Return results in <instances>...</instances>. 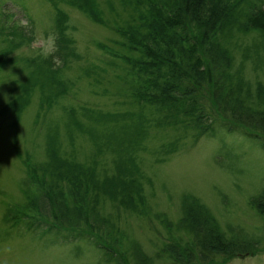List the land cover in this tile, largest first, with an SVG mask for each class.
Masks as SVG:
<instances>
[{"label":"rangeland","instance_id":"rangeland-1","mask_svg":"<svg viewBox=\"0 0 264 264\" xmlns=\"http://www.w3.org/2000/svg\"><path fill=\"white\" fill-rule=\"evenodd\" d=\"M135 4L134 0H0V213L5 206L24 202L19 184L25 175L16 150L21 154L27 150L33 161H42L46 141L53 139L60 152L86 160L93 143L74 122L93 137L108 135L109 142L119 137L113 133L114 121L122 118V112H132L131 134L122 135L126 142L121 146L148 177L143 181L147 205L136 216L114 206L112 217L125 239H133L139 251L151 257V264H164L154 253L168 236L154 215L164 213L173 224L185 212L181 200L192 196L198 207L206 209L202 213L210 214L221 232L238 244L229 256L215 254L203 263L264 264V221L250 199L264 188V148L238 131L219 129L194 136L190 128L176 124L160 129L144 125H152L153 116L131 100L123 83L128 77L119 69L125 67L112 54L111 44L124 16L146 11L144 4L139 9ZM239 35H235L239 45H233L239 49L233 50L234 77L239 81L242 75L251 87L256 81L264 83V36ZM105 147L115 151V146ZM106 149L99 160L104 152L111 156ZM40 228H28L23 220L9 225L0 218V264L107 263L90 241L62 240ZM178 233V245L190 242V234ZM246 240L251 243L242 245ZM124 247L113 246L123 263Z\"/></svg>","mask_w":264,"mask_h":264},{"label":"trees","instance_id":"trees-1","mask_svg":"<svg viewBox=\"0 0 264 264\" xmlns=\"http://www.w3.org/2000/svg\"><path fill=\"white\" fill-rule=\"evenodd\" d=\"M134 1L137 9L144 4L142 9L146 11L124 16L111 44L112 54H117L125 67L119 69L128 77L123 83L131 100L138 108H148L153 116L152 125H144L160 129L168 123L176 124L181 129L190 128L194 136L219 129L238 131L258 140L264 148V83L256 81L251 87L249 80L240 75L239 82L232 71L239 50L233 46L239 45L236 33L240 37L249 33L264 36V0L262 4L258 0ZM93 79L98 80L95 76ZM121 114L122 118L113 123V133L119 137L109 142L108 135L93 137L74 122V127L86 131L93 143L89 159L79 160L60 152L53 139L46 141L42 161H33L27 150L23 154L16 150L25 175L19 184L24 202L5 206L1 220L9 225L23 220L28 228L41 227L42 233L53 231L62 240L86 239L108 264H151V257L140 252L133 239H125L126 233L112 217L117 207L136 216L147 205L143 181L148 177L125 156L121 146L126 142L122 135L127 138L131 134L132 112ZM17 120L14 117V124ZM107 145L115 146V151L107 150ZM103 148L111 156L104 152L99 160ZM250 199L264 221V188ZM196 204L192 196L182 199L180 205L185 212L174 225L166 214L154 215L168 236L154 253L164 264L198 260L206 264L203 262L215 254L225 253L227 257L235 251L234 245L238 247L210 214L202 213L205 208ZM178 231L192 237L183 247L177 242L181 238ZM246 242L242 245L251 243ZM113 246H125L120 249L124 263Z\"/></svg>","mask_w":264,"mask_h":264}]
</instances>
